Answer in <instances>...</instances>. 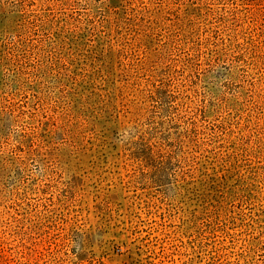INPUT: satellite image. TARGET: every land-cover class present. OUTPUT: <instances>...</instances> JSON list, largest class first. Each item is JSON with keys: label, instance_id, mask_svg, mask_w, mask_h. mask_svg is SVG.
Here are the masks:
<instances>
[{"label": "rangeland", "instance_id": "1", "mask_svg": "<svg viewBox=\"0 0 264 264\" xmlns=\"http://www.w3.org/2000/svg\"><path fill=\"white\" fill-rule=\"evenodd\" d=\"M0 264H264V0H0Z\"/></svg>", "mask_w": 264, "mask_h": 264}]
</instances>
